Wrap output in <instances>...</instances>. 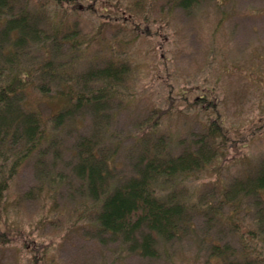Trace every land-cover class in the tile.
Instances as JSON below:
<instances>
[{"label":"rangeland","instance_id":"obj_1","mask_svg":"<svg viewBox=\"0 0 264 264\" xmlns=\"http://www.w3.org/2000/svg\"><path fill=\"white\" fill-rule=\"evenodd\" d=\"M82 3L95 11L69 17L80 32L78 51L70 58V43L57 51L64 68L78 72L74 84L87 88L81 72L103 66L113 54L130 71L108 108L98 116L85 108L79 119L54 131L58 143L47 147L45 163L35 153L10 180L0 201V264H221L214 244L239 250L240 239L250 238L247 228L257 229L259 197L233 198L231 192L264 160V0H203L188 11L171 0ZM131 10L140 13L131 16L139 25L126 19ZM43 14L52 18L55 12ZM100 17L109 20L102 28ZM34 53L36 62L45 54ZM38 91H28L26 105L45 118L69 102ZM200 97L211 102L207 110L194 105ZM212 117L229 141L219 157L179 182L177 193L194 208L190 228L160 244L157 257H144L100 232L93 218L97 207L73 172L78 141L104 138L117 182L134 174L143 133L151 141L163 137L177 155L194 146ZM255 247L264 250L262 242Z\"/></svg>","mask_w":264,"mask_h":264},{"label":"trees","instance_id":"obj_2","mask_svg":"<svg viewBox=\"0 0 264 264\" xmlns=\"http://www.w3.org/2000/svg\"><path fill=\"white\" fill-rule=\"evenodd\" d=\"M82 1L0 0V201L10 180L18 176L35 153L37 160L45 163L42 157L47 147L54 148L58 143L54 131L79 119L85 108L97 116L101 114L113 102L114 90L124 83L130 71V64L113 54L103 66H91L81 76L78 74L88 89H79L74 84V74L78 72L64 68L66 64L59 59L57 51L70 43V58L74 57L80 32L69 17L95 11ZM171 1L188 11L203 0ZM34 5L37 8L32 12ZM48 9L55 12L52 18L43 14ZM131 16L141 17L140 13L131 10L126 18L139 25ZM99 19L100 28L109 23L105 18ZM35 50L45 53L37 62ZM30 89L67 96L69 102L45 118L39 110L26 105L25 95ZM208 104L211 102L203 97L194 101L195 106L206 110ZM160 116L151 123L152 129L158 125ZM214 120L212 117L205 123L193 148L184 146L177 155L169 153V141L163 137L151 141L143 133L134 174L117 178V182H112L116 167L113 154L105 149L104 138L83 136L75 147L73 172L97 207L93 218L100 232L121 240L144 257H157L160 244L172 243L189 229L194 208L179 196L177 188L181 180L219 157L220 149L228 143L222 125ZM236 185L238 190L231 192L233 198L259 197L257 229L247 228L250 238L240 239L241 249L214 244L212 254L221 264H264V250L255 247L259 242L264 245V160ZM0 243H4L1 232ZM242 248L247 249L242 252Z\"/></svg>","mask_w":264,"mask_h":264}]
</instances>
